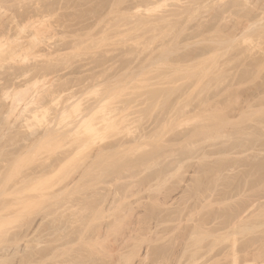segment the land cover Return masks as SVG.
I'll use <instances>...</instances> for the list:
<instances>
[{"label": "rangeland", "instance_id": "374dc122", "mask_svg": "<svg viewBox=\"0 0 264 264\" xmlns=\"http://www.w3.org/2000/svg\"><path fill=\"white\" fill-rule=\"evenodd\" d=\"M0 1V264H264V0Z\"/></svg>", "mask_w": 264, "mask_h": 264}, {"label": "bare ground", "instance_id": "6f19581e", "mask_svg": "<svg viewBox=\"0 0 264 264\" xmlns=\"http://www.w3.org/2000/svg\"><path fill=\"white\" fill-rule=\"evenodd\" d=\"M2 1H3V0H2ZM0 2H1V1H0ZM40 2H41V1H40ZM0 5H1V3H0ZM40 5H41V4H40ZM51 5H52V4H51ZM1 8H2V7H1ZM1 8H0V9H1ZM35 10H36V9H35ZM42 10H43V9H42ZM46 10H48V9H46ZM32 11H33V10H32ZM39 11H40V10H39ZM22 12H23V11H22ZM24 12H25V11H24ZM29 12H30V11H29ZM35 12H36V13H35ZM35 12H34V13L37 14V11H35ZM44 12H46V11H44ZM47 12H48V11H47ZM47 12H46V14H47ZM1 13H2V12H0V14H1ZM26 13H28V12H26ZM38 13L40 14V12H38ZM44 14H45V13H44ZM46 14H45V16H46ZM22 15H23V14H22ZM27 15H28V14H27ZM27 15H23V16H27ZM37 16H39V15H37ZM35 17H36V15L34 16V18H35ZM41 17H42V16H41ZM34 18H33V19H34ZM39 18H40V17H39ZM42 18H43V17H42ZM27 19H28V17H27ZM23 20H24V19H23ZM26 21H27V20H26ZM14 22H15V21H14ZM17 22H18V21H17ZM27 23H30V22L28 21ZM27 23H25V24H27ZM0 24H1V23H0ZM10 24H11V23H10ZM4 25H5V24L3 23V24L1 25V26H2L1 28L6 27V26H4ZM17 25H18V24H17ZM3 26H4V27H3ZM7 27H8V26H7ZM16 27H17V26H16ZM20 27H21V26H20ZM23 27H24V25H23ZM25 27H27V26L25 25ZM25 27H24V28L21 27V28L23 29V31H25V30H24ZM34 27H35V26H34ZM1 28H0V30H1ZM48 28H49V27H48ZM8 29H9V28H8ZM8 29H7V30H8ZM14 29H17V28H14ZM22 29H21V31H22ZM26 29H27V28H26ZM41 29H42V28H41ZM43 29H44V28H43ZM45 29H47V28H45ZM49 29H50V28H49ZM49 29H48V30H49ZM3 30H6V28H4ZM36 30H37V32H35V33H36L35 36H37V33H38V31H40V28H39V29L36 28ZM48 30H47V31H48ZM23 31H22V32H23ZM31 31H32V30H31ZM5 32H6V31H5ZM8 32H10V31H8ZM32 32H34V31H32ZM1 33L3 34L4 31H2ZM1 33H0V36H1ZM15 33H16V32H15ZM17 33H18V32H17ZM19 33H20V32H19ZM19 33H18V35H19ZM24 33H26V32H24ZM4 34H5V33H4ZM11 34H12V33H11ZM13 34H14V33H13ZM33 34H34V33H33ZM38 34H39V33H38ZM41 34H42V33H41ZM5 36H6V35H5ZM31 36H32V34H31ZM35 36H34V37H35ZM38 37H39V36H38ZM1 38L4 39L5 37L3 38V37L1 36L0 39H1ZM33 39H34V38H33ZM0 42H2V40H0ZM1 44H2V43H0V49L2 48V47H1ZM215 77H216V76H215ZM28 83H29V82H28ZM27 85H28V86H29V85L31 86V84H27ZM25 86H26V85H25ZM28 86H27V88L25 87L26 89H24V91L26 90V92H27V90L30 89V87H28ZM49 92L51 93V91L47 90V93L45 92V94L42 95V96H43V97L46 96L45 98H47V95H50V94H48ZM55 93H56V91H55ZM52 94H53V93H52ZM52 96H54V94H53ZM52 96H51V97H52ZM55 96H56V95H55ZM49 97H50V96H49ZM51 97H50V98H51ZM263 97H264V96H263ZM39 98L42 99L41 96H40ZM261 98H262V97H261ZM41 99H39V101H40ZM54 99H55V98H54ZM42 100H44V99H42ZM52 100H53V99H52ZM39 101H38V102H39ZM13 103H14V102H13ZM13 103H12V107H13V105L16 104V103H14V104H13ZM14 107H15L16 110H17L16 105H15ZM14 107H13V108H14ZM15 108H14V111H15ZM26 108H27V107H26ZM26 108L24 107V110H27V109H28V108H27V109H26ZM262 109L264 110V108H262ZM12 110H13V109H12ZM14 111H13V113H15ZM257 111H258V110H257ZM251 112H252V111H251ZM260 112H261V110H260ZM260 112H259V114H260ZM255 113H256V112H254V114H255ZM20 114H21V111H20ZM23 114H24V113H23ZM244 114H245V113H244ZM250 114H253V113H250ZM254 114H253V115H254ZM19 116H20V115H19ZM21 116H22V115H21ZM21 116H20V117H21ZM249 116H251V115H249ZM17 118H19V117H17ZM217 118H218V117H217ZM215 119H216V118H215ZM216 120H217V119H216ZM218 120H219V118H218ZM222 120H224V119H222V117H221V121H222ZM224 121H225V120H224ZM216 122H217V121H216ZM217 123H220V122H217ZM222 124H223V123H222ZM198 127H199V126H198ZM200 127H202V126H200ZM200 127H199V128H200ZM203 127H204V126H203ZM215 127H218V126L216 125ZM206 128H207V127H206ZM197 131H198V130H197ZM197 131H196V132H197ZM203 132H204V131H203ZM216 132H217V131H216ZM221 132H222V131H221ZM205 134H206V133H205ZM193 135H194V133H193ZM202 135H203V133H202ZM12 257H13V256H12ZM2 260H3V259H2ZM6 264H8V263H6Z\"/></svg>", "mask_w": 264, "mask_h": 264}]
</instances>
